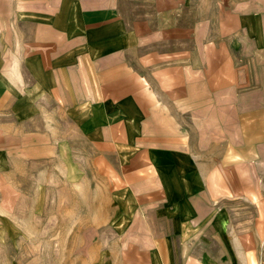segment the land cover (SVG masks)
<instances>
[{"label":"rangeland","instance_id":"374dc122","mask_svg":"<svg viewBox=\"0 0 264 264\" xmlns=\"http://www.w3.org/2000/svg\"><path fill=\"white\" fill-rule=\"evenodd\" d=\"M17 4L0 0V264H264V154L255 167L243 152L242 168L256 182L231 184L230 195L217 192L223 195L208 199L207 217H190L193 230L168 229L169 238L159 241L158 232L145 229L159 207L172 227L180 219L175 210L183 213L187 205L151 197L150 191L162 196L164 187L162 172L140 149L149 129L132 143L126 127L132 109L115 116L122 132H113L109 96L94 103L89 87L82 94L64 87V71L49 80L30 45L38 17ZM123 9L131 18L155 13L158 19L153 0H126ZM15 54L16 82L7 74ZM131 58L159 83L138 56ZM197 153L201 170L219 169L221 143ZM185 167L191 172L181 184L171 168L162 170L168 191H198L194 169Z\"/></svg>","mask_w":264,"mask_h":264},{"label":"crops","instance_id":"0c3cea01","mask_svg":"<svg viewBox=\"0 0 264 264\" xmlns=\"http://www.w3.org/2000/svg\"><path fill=\"white\" fill-rule=\"evenodd\" d=\"M153 1L157 20L155 13L131 18L123 9L126 0H19L17 5L38 17L30 45L38 56L37 67L49 80L64 71L69 81L64 87L79 94L89 87L94 103L109 96L113 132H122L113 123L115 116L132 109L126 118L132 143L149 129L150 137L140 142V149L149 152L150 161L162 172L164 187L162 196L159 191L150 195L171 199L175 208L179 200L187 205L183 213L175 210L180 219L172 227L159 207L155 223L145 229L158 232L161 241L169 238L168 229L193 230L190 217H207L208 199L225 191L230 195L231 184L236 189L256 182L242 167L243 152L255 167L264 154V0ZM132 55L159 83L136 69ZM7 74L15 82L21 79L17 54ZM134 128H141V133ZM215 143H221L224 152L217 159L219 169L201 170L197 152ZM184 157L189 164L183 163ZM185 166L194 169L196 182L202 184L198 191H168L162 170L171 168L169 174L175 172L181 184L191 172Z\"/></svg>","mask_w":264,"mask_h":264}]
</instances>
